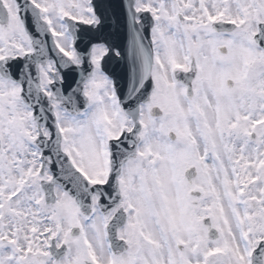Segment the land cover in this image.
I'll list each match as a JSON object with an SVG mask.
<instances>
[{
  "label": "snow or ice",
  "instance_id": "snow-or-ice-1",
  "mask_svg": "<svg viewBox=\"0 0 264 264\" xmlns=\"http://www.w3.org/2000/svg\"><path fill=\"white\" fill-rule=\"evenodd\" d=\"M0 264H264V0H0Z\"/></svg>",
  "mask_w": 264,
  "mask_h": 264
}]
</instances>
